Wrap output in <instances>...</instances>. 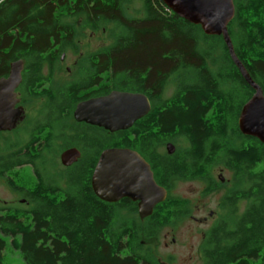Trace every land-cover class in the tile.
Instances as JSON below:
<instances>
[{"label":"trees","instance_id":"1","mask_svg":"<svg viewBox=\"0 0 264 264\" xmlns=\"http://www.w3.org/2000/svg\"><path fill=\"white\" fill-rule=\"evenodd\" d=\"M132 1L139 2L141 15L127 14L125 4L131 0H0V62L8 67L18 59L59 60L61 53L75 50V22L92 31L111 25L106 93L110 87L133 88L149 98L151 107L129 129L91 128L89 140L100 135L104 146H96L97 151L138 142L133 149L145 157L159 147L152 143H187L175 146L154 171L155 180L166 186L173 178L208 181L215 165L229 171L226 216L206 232L201 264H263L264 144L238 128L242 107L255 90L222 36L205 34L161 0ZM233 3L227 30L234 53L264 94V0ZM50 45L57 49H47ZM172 78L174 91L165 96ZM72 91L65 85L58 93L66 103ZM27 163L34 160L15 146L8 153L0 150V174ZM89 176L83 180L73 173L65 187L42 184L32 211L0 212V264H161L147 240L185 218L189 201L170 195L139 220L129 204L99 199ZM26 177L33 178L31 173ZM242 200L248 203L239 212Z\"/></svg>","mask_w":264,"mask_h":264},{"label":"flooded vegetation","instance_id":"2","mask_svg":"<svg viewBox=\"0 0 264 264\" xmlns=\"http://www.w3.org/2000/svg\"><path fill=\"white\" fill-rule=\"evenodd\" d=\"M107 47L99 45L96 49L88 50L83 58H81L82 52L78 50L76 45L73 47L75 50L61 53L59 60L24 62L22 59H18L22 60L23 67L21 80L14 89L17 100L14 105L17 110L13 118L14 127L10 131L0 130V150L8 153L9 147L15 146L19 154L28 160H34V164L27 163L16 167V170L29 168L33 178L31 179L32 183L27 184V181L22 177L18 176L19 181H14L10 177L11 175H18L17 172L0 174V212L32 211L35 209L32 198L40 195L41 191L38 188L42 184L47 185L52 182L54 185L62 187L48 176L50 167L53 168L56 175L61 176L64 187L69 175L73 173L76 177L81 176L83 180H86L90 173L89 180L91 183L93 169L102 151L113 148L130 149L136 151L149 164L154 177V171L159 168L158 164L166 161L167 156L176 150L175 147L174 151L169 153L166 148L168 142L152 143L151 145H158L159 147L147 151L149 157H145L138 149H133V144L134 146L140 144L132 141L130 146L116 145L97 151L96 146L100 145L102 147L104 143L99 134L98 141L95 137L93 140H89V131L91 128L97 131L103 128L77 121L74 118V109L81 101L101 97L111 91L133 93V88L118 89L111 87L106 93L105 55ZM47 49L52 50L57 49V47L50 45L47 46ZM68 52L72 53L75 59L72 61L71 66H63ZM14 61L9 62L8 67L5 66V63L0 62V79L9 76L10 64ZM63 74H67L68 78L63 83H59L58 78ZM115 76L117 74L113 75L112 73V77ZM65 85H69V88L74 91V93L72 91L69 96H66V103L63 96L58 93L59 88ZM76 99L79 100L74 102L72 108L68 111L67 105H71ZM71 149L76 150L78 155L75 160L65 166L61 163L60 156L64 151ZM90 157L93 160L87 162ZM91 163L93 166H90ZM34 165H37L38 174L35 173ZM208 177H210L208 181L205 180L206 178L182 181L201 183V196L219 195V207L225 208L227 211L228 205L225 199L232 191L230 190L232 187L231 179H223L222 176L214 177L211 174ZM173 179L166 186L155 180L154 177L156 183L166 189V198L171 195L169 184ZM3 192H5L6 197L3 196ZM112 203L129 204L130 209L133 211L134 208L135 212L138 213L137 201L133 202L128 198H121ZM211 213L210 210L209 214ZM219 220H216V222Z\"/></svg>","mask_w":264,"mask_h":264},{"label":"water","instance_id":"3","mask_svg":"<svg viewBox=\"0 0 264 264\" xmlns=\"http://www.w3.org/2000/svg\"><path fill=\"white\" fill-rule=\"evenodd\" d=\"M174 14L187 22L200 25L207 35L222 36L229 55L245 81L255 90L243 105L238 117L239 131L264 144V94L253 82L234 53L227 30L234 16L233 0H161ZM22 60L10 64L7 78L0 79V130L10 131L16 115L14 89L21 80ZM149 98L138 92L111 91L108 94L79 102L73 112L77 121L102 127L109 132L125 130L150 110ZM167 151L175 149L168 142ZM78 152L66 150L61 156L65 166L75 160ZM94 194L105 202L128 198L138 202V216L142 220L151 215L153 208L164 201L166 189L154 180L149 164L130 149H106L101 152L91 175ZM264 264V262H263Z\"/></svg>","mask_w":264,"mask_h":264},{"label":"rangeland","instance_id":"4","mask_svg":"<svg viewBox=\"0 0 264 264\" xmlns=\"http://www.w3.org/2000/svg\"><path fill=\"white\" fill-rule=\"evenodd\" d=\"M139 2L132 1L126 3L127 14L130 16H139ZM75 28V43L78 46V50L82 52L81 58H83L88 50L96 49L99 45L109 46L112 43V37L110 35L111 25H107L105 29H99L92 31L88 28L82 27V22L78 21L74 23ZM75 57L72 53L68 52L65 56V63L63 66H71ZM70 77V76H69ZM68 78L67 74H63L58 78L59 83H63ZM170 80L169 88L166 91L165 96H170L175 85ZM173 85V86H172ZM174 146H181V140H175ZM18 175L11 176L14 181H17L19 177H23L27 180V184H31L32 180L26 177L27 173H31L29 168H21L19 170H13ZM211 175L214 177L222 176L223 179L231 177L230 172L215 165L211 168ZM48 176L55 180V182L64 187V181L59 174L53 171L50 167V174ZM171 187V195L181 198H185L189 201L188 215L171 225H167L161 229L157 237L147 240L149 249L157 256L161 264H201V246L203 244V238L208 230L216 223V220L222 219L226 216V209L219 207V195L209 194L201 196L200 189L202 184L199 182H183L179 179H173L169 184ZM3 192V196H5ZM248 201H240L238 203L239 212L244 210ZM211 210V214L209 211ZM133 217L140 220L138 213H133ZM143 220V219H142ZM17 256L16 253H13ZM168 259L170 261H168ZM17 264H22L21 260L17 261ZM253 264H259L254 262Z\"/></svg>","mask_w":264,"mask_h":264}]
</instances>
